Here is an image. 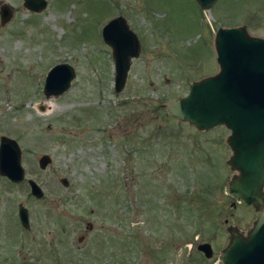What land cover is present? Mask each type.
Listing matches in <instances>:
<instances>
[{"label":"rangeland","instance_id":"rangeland-1","mask_svg":"<svg viewBox=\"0 0 264 264\" xmlns=\"http://www.w3.org/2000/svg\"><path fill=\"white\" fill-rule=\"evenodd\" d=\"M0 1L12 9L0 25V134L17 141L25 176L43 193L34 198L26 182L0 175V264H220L227 227L245 233L258 214L226 192L235 173L225 161L228 129L197 130L156 105L216 71L218 25L264 36V0L208 9L194 0H46L39 11ZM117 14L139 42L120 91L100 37ZM60 61L75 74L45 96L44 74ZM41 153L50 156L42 169ZM201 241L208 258L195 247Z\"/></svg>","mask_w":264,"mask_h":264},{"label":"water","instance_id":"water-1","mask_svg":"<svg viewBox=\"0 0 264 264\" xmlns=\"http://www.w3.org/2000/svg\"><path fill=\"white\" fill-rule=\"evenodd\" d=\"M216 0H194L201 9H208ZM46 0H22L30 11H39ZM12 15L11 7L0 1V25ZM100 37L110 48L114 91L124 85L131 57L139 52L136 33L121 14L109 17L100 26ZM215 72L188 82L187 91L165 99V112L197 130L218 125L228 129L224 141L230 153L226 164L235 171L226 192L236 201L250 204L258 214L245 233L228 226L229 237L219 249L220 264H264V36L250 34L244 25H218L213 33ZM75 72L71 64L60 61L51 64L43 78L41 91L45 96L65 91ZM21 150L17 141L0 134V175L13 183L25 180L34 198L42 195L39 184L26 177L21 164ZM50 162L47 153L37 157V165L44 168ZM63 185L65 177H59ZM19 223L28 227L27 208L16 206ZM206 258L212 254L208 241L195 245Z\"/></svg>","mask_w":264,"mask_h":264},{"label":"flooded vegetation","instance_id":"flooded-vegetation-1","mask_svg":"<svg viewBox=\"0 0 264 264\" xmlns=\"http://www.w3.org/2000/svg\"><path fill=\"white\" fill-rule=\"evenodd\" d=\"M22 182V181H21ZM27 188V187H26ZM28 189V188H27ZM27 189H26V193H27ZM29 193V192H28ZM27 193V195H29ZM43 194V193H42ZM42 196V195H41ZM40 198V197H39ZM240 202V201H239ZM18 204V203H17ZM248 205H250V204H248ZM17 206V205H16ZM25 206V205H24ZM252 206V205H251ZM253 207V206H252ZM255 208V207H254ZM27 213H28V210H27ZM16 216H17V214H16ZM18 219V218H17ZM19 222V221H18ZM20 224V223H19ZM20 226L22 227V228H24V229H27V228H29V219H28V227H24V226H22L21 224H20ZM86 227H87V229H90L91 228V223H87L86 224ZM84 237V235H79L78 237H77V240H81L82 238Z\"/></svg>","mask_w":264,"mask_h":264},{"label":"trees","instance_id":"trees-1","mask_svg":"<svg viewBox=\"0 0 264 264\" xmlns=\"http://www.w3.org/2000/svg\"><path fill=\"white\" fill-rule=\"evenodd\" d=\"M156 110H157V111H159V110L163 111L164 109L161 107V105L157 104V105H156ZM22 182L25 183V180H23ZM9 183H11V184H13V185H14V184H17V183H13V182H9ZM25 184H26V183H25ZM26 186H27V185H26ZM28 194H29V193H28Z\"/></svg>","mask_w":264,"mask_h":264}]
</instances>
